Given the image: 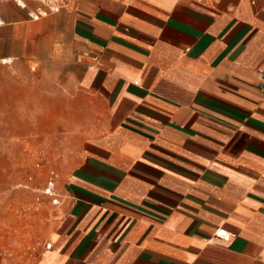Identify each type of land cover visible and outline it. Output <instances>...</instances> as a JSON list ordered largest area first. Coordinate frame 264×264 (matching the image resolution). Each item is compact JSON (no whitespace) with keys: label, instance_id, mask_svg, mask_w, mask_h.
I'll use <instances>...</instances> for the list:
<instances>
[{"label":"crops","instance_id":"obj_1","mask_svg":"<svg viewBox=\"0 0 264 264\" xmlns=\"http://www.w3.org/2000/svg\"><path fill=\"white\" fill-rule=\"evenodd\" d=\"M38 11L0 6V72L34 77L18 121L58 129L34 137L64 198L27 264H264V0Z\"/></svg>","mask_w":264,"mask_h":264},{"label":"rangeland","instance_id":"obj_2","mask_svg":"<svg viewBox=\"0 0 264 264\" xmlns=\"http://www.w3.org/2000/svg\"><path fill=\"white\" fill-rule=\"evenodd\" d=\"M5 1L0 0V6ZM10 1L21 6L18 0ZM23 1L27 7H21L29 15L39 13L38 9L48 12L54 7L61 8L75 0ZM33 78L30 72L20 74L17 69H11L9 74L0 72V82L10 83L5 90L0 87V264L31 261L37 246L47 239L57 207L37 191L44 187L49 175L55 180L57 177L47 155L35 145L34 137L42 135L47 140L58 134V129L50 128L49 122H41L38 131L32 121H18L19 113L32 114L29 99L33 91L26 87L32 86Z\"/></svg>","mask_w":264,"mask_h":264},{"label":"built area","instance_id":"obj_3","mask_svg":"<svg viewBox=\"0 0 264 264\" xmlns=\"http://www.w3.org/2000/svg\"><path fill=\"white\" fill-rule=\"evenodd\" d=\"M39 14L40 13H38V15ZM29 15L31 16V18H37L38 17V15L37 16L34 15L33 12L29 13ZM2 24H3V21L0 19V26ZM260 85H261V88L264 89V79ZM37 191H39L40 196H42V195L47 196L50 199L52 205L58 206L61 204V196L58 193L56 180H55V177L53 175H49L47 180H46V184L44 185V187L37 189ZM40 202H41V200H40ZM218 233L220 235L226 236L225 231H219ZM51 246H52L51 242H46V244H45L46 248H50Z\"/></svg>","mask_w":264,"mask_h":264},{"label":"bare ground","instance_id":"obj_4","mask_svg":"<svg viewBox=\"0 0 264 264\" xmlns=\"http://www.w3.org/2000/svg\"><path fill=\"white\" fill-rule=\"evenodd\" d=\"M19 1V4H21V6L22 7H27V4L23 1V0H18ZM46 1V0H45ZM50 0H48V2H49ZM54 1H56V0H51V2H54ZM54 8H56V7H54ZM34 15H38V13L36 14L35 12H34Z\"/></svg>","mask_w":264,"mask_h":264}]
</instances>
